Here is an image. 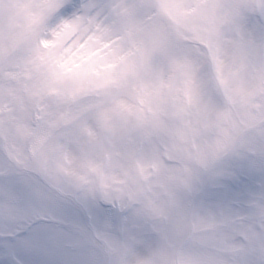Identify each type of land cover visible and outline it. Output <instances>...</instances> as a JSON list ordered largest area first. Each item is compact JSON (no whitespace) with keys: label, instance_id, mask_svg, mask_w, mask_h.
<instances>
[{"label":"clouds","instance_id":"clouds-1","mask_svg":"<svg viewBox=\"0 0 264 264\" xmlns=\"http://www.w3.org/2000/svg\"><path fill=\"white\" fill-rule=\"evenodd\" d=\"M0 264H264V0H0Z\"/></svg>","mask_w":264,"mask_h":264}]
</instances>
